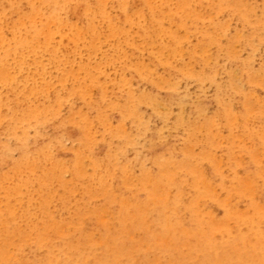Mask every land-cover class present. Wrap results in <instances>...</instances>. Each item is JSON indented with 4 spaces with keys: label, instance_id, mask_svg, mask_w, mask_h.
I'll use <instances>...</instances> for the list:
<instances>
[{
    "label": "rangeland",
    "instance_id": "rangeland-1",
    "mask_svg": "<svg viewBox=\"0 0 264 264\" xmlns=\"http://www.w3.org/2000/svg\"><path fill=\"white\" fill-rule=\"evenodd\" d=\"M0 264H264V0H0Z\"/></svg>",
    "mask_w": 264,
    "mask_h": 264
},
{
    "label": "bare ground",
    "instance_id": "bare-ground-1",
    "mask_svg": "<svg viewBox=\"0 0 264 264\" xmlns=\"http://www.w3.org/2000/svg\"><path fill=\"white\" fill-rule=\"evenodd\" d=\"M104 9V8H103Z\"/></svg>",
    "mask_w": 264,
    "mask_h": 264
}]
</instances>
